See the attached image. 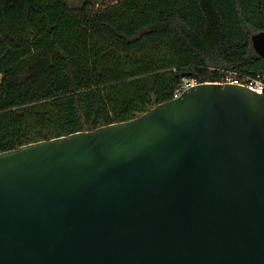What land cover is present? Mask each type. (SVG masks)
Instances as JSON below:
<instances>
[{"label":"water","instance_id":"water-1","mask_svg":"<svg viewBox=\"0 0 264 264\" xmlns=\"http://www.w3.org/2000/svg\"><path fill=\"white\" fill-rule=\"evenodd\" d=\"M263 89L196 84L0 153V264H264Z\"/></svg>","mask_w":264,"mask_h":264},{"label":"trees","instance_id":"trees-1","mask_svg":"<svg viewBox=\"0 0 264 264\" xmlns=\"http://www.w3.org/2000/svg\"><path fill=\"white\" fill-rule=\"evenodd\" d=\"M0 0V153L136 118L184 81L264 73V0Z\"/></svg>","mask_w":264,"mask_h":264},{"label":"built area","instance_id":"built-area-1","mask_svg":"<svg viewBox=\"0 0 264 264\" xmlns=\"http://www.w3.org/2000/svg\"><path fill=\"white\" fill-rule=\"evenodd\" d=\"M0 83H1V75H0ZM217 84H227V85H236L240 87H244L248 89L249 91L255 93L256 95H260V92L262 88L264 87V73L258 74L254 77H241L240 75L234 73V72H226L222 82ZM196 83L194 81H184L180 88H178L174 93V98H177L180 96L183 90L188 89L190 87L195 86ZM264 94V89L262 91Z\"/></svg>","mask_w":264,"mask_h":264},{"label":"rangeland","instance_id":"rangeland-1","mask_svg":"<svg viewBox=\"0 0 264 264\" xmlns=\"http://www.w3.org/2000/svg\"><path fill=\"white\" fill-rule=\"evenodd\" d=\"M88 1L91 3L90 10L95 13L111 4L114 0H65L66 6L70 10H76L80 8L83 3Z\"/></svg>","mask_w":264,"mask_h":264}]
</instances>
